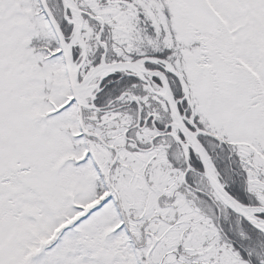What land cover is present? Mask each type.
<instances>
[{"label":"snow or ice","instance_id":"6c2138e0","mask_svg":"<svg viewBox=\"0 0 264 264\" xmlns=\"http://www.w3.org/2000/svg\"><path fill=\"white\" fill-rule=\"evenodd\" d=\"M0 264H264V0H0Z\"/></svg>","mask_w":264,"mask_h":264}]
</instances>
